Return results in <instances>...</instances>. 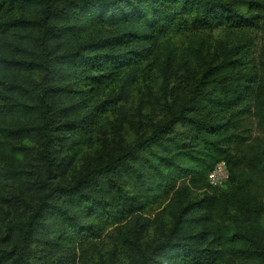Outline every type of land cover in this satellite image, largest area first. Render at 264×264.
<instances>
[{"label": "trees", "instance_id": "trees-1", "mask_svg": "<svg viewBox=\"0 0 264 264\" xmlns=\"http://www.w3.org/2000/svg\"><path fill=\"white\" fill-rule=\"evenodd\" d=\"M263 26L264 0H0V203L24 216L0 228V264H76L113 225L126 264H264ZM217 28L237 41L208 62L199 32ZM181 63L192 84L164 118L84 167L140 79ZM248 117L261 137L238 166ZM220 162L227 185L211 192ZM163 203L142 247L137 226Z\"/></svg>", "mask_w": 264, "mask_h": 264}, {"label": "rangeland", "instance_id": "rangeland-1", "mask_svg": "<svg viewBox=\"0 0 264 264\" xmlns=\"http://www.w3.org/2000/svg\"><path fill=\"white\" fill-rule=\"evenodd\" d=\"M199 33L205 36L210 44L206 51L208 62L212 61L220 53V50H223L224 46L229 47L237 41L236 35L228 33L224 28L204 30V32ZM252 36L255 45L254 47L251 46L250 50L253 56H260L264 52V32L256 31L252 33ZM188 38V33L172 37L178 46L185 45ZM153 68L152 66L150 69L155 71ZM191 79L189 67L185 63H181L175 69L168 70L165 74L158 76L151 85L140 79V86L134 89L122 103L124 105L123 110L110 116L104 131L97 134L100 141L103 139L104 144L102 147H89L82 159L83 166L93 164L96 161V156L105 153L106 150H112L120 142H132L140 135L147 134L150 125L163 119L166 115L165 104L174 103L179 100V97L187 93L192 84ZM241 134L244 136L243 144L236 147L231 155L233 156L232 160L239 163L238 166L243 165L242 159L249 155L253 144L261 137L260 127L254 118L248 117L246 119ZM208 180L210 182L209 175ZM227 181L228 178L218 186H213L210 183L214 187L211 192L226 188ZM13 190L15 191V189ZM204 191L206 189H196L195 192L203 194ZM163 207L164 203L150 206L144 214L148 218L146 227L141 229L137 226L136 238L142 247L159 238L156 224L162 218L160 210ZM23 218V213L12 211L5 204L0 203V228L5 229L13 226ZM260 219L264 227V213L261 214ZM115 227L116 225L108 227L100 238L91 239L79 246L75 263L102 264V260H107L111 261L112 264H126L128 252L125 245L120 241V233Z\"/></svg>", "mask_w": 264, "mask_h": 264}, {"label": "built area", "instance_id": "built-area-1", "mask_svg": "<svg viewBox=\"0 0 264 264\" xmlns=\"http://www.w3.org/2000/svg\"><path fill=\"white\" fill-rule=\"evenodd\" d=\"M229 177V171L225 162L218 163L209 173L210 183L213 186L220 185Z\"/></svg>", "mask_w": 264, "mask_h": 264}]
</instances>
